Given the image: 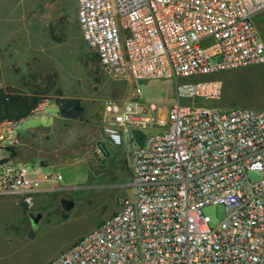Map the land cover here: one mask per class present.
<instances>
[{"label": "built area", "instance_id": "1", "mask_svg": "<svg viewBox=\"0 0 264 264\" xmlns=\"http://www.w3.org/2000/svg\"><path fill=\"white\" fill-rule=\"evenodd\" d=\"M76 1L81 33L112 77L187 80L165 115L139 96L105 101L107 137L130 147L131 191L45 264H264V108L180 100L221 96V79L196 76L264 63L255 20L264 0ZM24 117L0 118V147L20 142ZM62 180L59 169L0 160V194L31 202L35 192L64 188ZM209 204L226 210L214 225Z\"/></svg>", "mask_w": 264, "mask_h": 264}, {"label": "rangeland", "instance_id": "2", "mask_svg": "<svg viewBox=\"0 0 264 264\" xmlns=\"http://www.w3.org/2000/svg\"><path fill=\"white\" fill-rule=\"evenodd\" d=\"M260 12L255 20L264 39V9ZM96 53L81 33L75 0H0V91L37 96L45 104V111L24 117L18 126L20 142L14 149L0 147V158H9L15 150L26 161H52L62 172L65 185L33 194L26 213L37 216L36 236L30 245L0 251V264H43L117 210L121 196L131 191L130 147L127 142L116 145L105 137L109 155L100 150L97 141L103 136L105 101L139 96L144 105L155 104L156 114L165 115L178 100V82L187 80L114 78ZM214 78L223 82L219 98L181 96V102L205 101L221 109L264 108V63L196 76ZM62 96L81 98L85 116L68 119L59 115L52 127H39L53 124ZM30 126L38 128H26ZM135 145L132 142L131 147ZM51 170V166L43 167V171ZM250 174L258 177L255 171ZM62 197L73 199L74 205L64 209ZM20 198L25 200V195ZM204 212L210 215L212 225L226 215L223 204L206 205Z\"/></svg>", "mask_w": 264, "mask_h": 264}, {"label": "crops", "instance_id": "3", "mask_svg": "<svg viewBox=\"0 0 264 264\" xmlns=\"http://www.w3.org/2000/svg\"><path fill=\"white\" fill-rule=\"evenodd\" d=\"M76 5H77V1H76ZM77 11H78V5H77ZM77 18H78V13H77ZM58 117H59V113L55 116V120L53 124L42 125L39 127H52V125H54V123L56 122V118ZM26 128H38V127L30 126ZM102 135L103 136L100 139L103 140L106 146L108 147L107 142L105 140V137H107V135L103 129V125H102ZM0 160L1 161L11 160L16 163H38L42 169L44 166H51L52 170H56L58 168V166L54 162L49 160H40V159L27 160V161L23 160L20 153L18 152L12 153V155L9 158L2 157L0 158ZM46 191H53V190H41L35 192L34 194H39ZM20 195L21 194H17V193L0 194V251L5 252L7 250H12V249L16 250L18 249V245L24 247L30 245V243L34 240V237L36 236L37 231L34 230L33 228L35 227V222H32L31 219L29 223H26L27 219H30V213L29 214L26 213L28 206L27 208L25 207V205L23 204L24 200H21ZM31 228H33V230H31ZM32 233H34V235H32ZM47 261H45L43 264H45Z\"/></svg>", "mask_w": 264, "mask_h": 264}, {"label": "trees", "instance_id": "4", "mask_svg": "<svg viewBox=\"0 0 264 264\" xmlns=\"http://www.w3.org/2000/svg\"><path fill=\"white\" fill-rule=\"evenodd\" d=\"M98 55V53H96ZM40 101L37 96H13L0 91V117L20 118L28 116L31 110L36 107ZM59 115L68 119H82L85 116L86 108L81 98L76 96H62L58 99ZM7 148L14 149V146ZM13 153H16L13 150ZM27 208L28 202L23 201ZM34 235V233H32Z\"/></svg>", "mask_w": 264, "mask_h": 264}, {"label": "water", "instance_id": "5", "mask_svg": "<svg viewBox=\"0 0 264 264\" xmlns=\"http://www.w3.org/2000/svg\"><path fill=\"white\" fill-rule=\"evenodd\" d=\"M132 133H133L134 139H136V141H138L140 144H143L144 139L142 138V130L135 128V129H133ZM97 144H98L100 150H102L104 154L109 155L108 147L106 146V144L103 140L99 139L97 141ZM61 204H62L64 209H70L74 205V200L71 198L62 197L61 198ZM32 221L35 222L36 218L32 217Z\"/></svg>", "mask_w": 264, "mask_h": 264}, {"label": "flooded vegetation", "instance_id": "6", "mask_svg": "<svg viewBox=\"0 0 264 264\" xmlns=\"http://www.w3.org/2000/svg\"><path fill=\"white\" fill-rule=\"evenodd\" d=\"M32 217H35L37 219V216L30 212V218L32 219Z\"/></svg>", "mask_w": 264, "mask_h": 264}]
</instances>
